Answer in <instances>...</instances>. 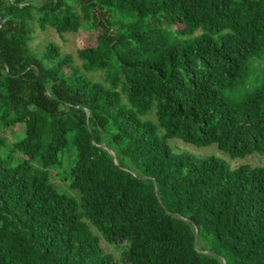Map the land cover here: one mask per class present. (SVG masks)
Wrapping results in <instances>:
<instances>
[{
  "label": "trees",
  "instance_id": "trees-1",
  "mask_svg": "<svg viewBox=\"0 0 264 264\" xmlns=\"http://www.w3.org/2000/svg\"><path fill=\"white\" fill-rule=\"evenodd\" d=\"M37 28L102 32L78 66ZM261 53L264 0H0V264H264V167L168 143L264 156Z\"/></svg>",
  "mask_w": 264,
  "mask_h": 264
},
{
  "label": "rangeland",
  "instance_id": "rangeland-1",
  "mask_svg": "<svg viewBox=\"0 0 264 264\" xmlns=\"http://www.w3.org/2000/svg\"><path fill=\"white\" fill-rule=\"evenodd\" d=\"M29 3L33 5L41 4V0H27ZM182 29L181 26L173 28L174 33L180 32ZM101 30H93L89 33L81 32L78 35H73L70 33L59 35L55 32V30L48 28L45 31H40L38 28L36 30L35 38L32 42L31 48L37 52L43 51L48 43H55L62 50V54H72L74 56L75 64L81 66L82 60H80L77 56V52L81 49L86 48H94L96 47V39L100 36ZM251 65L254 70L257 71V74L263 75L264 73V53H261L260 56L256 59H253ZM97 78V76H96ZM98 80L101 77L97 78ZM248 91L241 87H236L234 89H230L226 95L228 99L232 102L241 101L246 95ZM148 121H153L157 123L156 115L149 116L146 118ZM25 131V132H24ZM24 133V135H23ZM5 137L8 139L9 146L6 149V152L13 151L18 149L20 152H17V155L22 156V152L33 145V135L28 131L25 125H20L19 123L12 124L10 126L9 131L5 133ZM169 146L175 153H189L197 158H208L210 156H216L228 164H230L231 168H235L239 165H248L251 167H264V156L259 154H253L245 156L244 158H235L232 159L228 154L223 151H220L216 145L208 146V147H196L191 144L185 143L181 139L175 138L169 140ZM16 150V151H18ZM53 182L59 188L61 193H68L75 197H77V193L70 190L68 184L62 178V175L59 170L53 171ZM104 248L105 251L112 254L114 258L119 261L121 257V253L123 250H126L127 243L124 242L122 245L111 246L105 242ZM204 247H207L205 242ZM201 245L202 242H201Z\"/></svg>",
  "mask_w": 264,
  "mask_h": 264
},
{
  "label": "water",
  "instance_id": "water-1",
  "mask_svg": "<svg viewBox=\"0 0 264 264\" xmlns=\"http://www.w3.org/2000/svg\"><path fill=\"white\" fill-rule=\"evenodd\" d=\"M109 153L112 155V157L115 159V155L112 153V152H110L109 151ZM115 163H116V161H115ZM117 164V163H116Z\"/></svg>",
  "mask_w": 264,
  "mask_h": 264
}]
</instances>
